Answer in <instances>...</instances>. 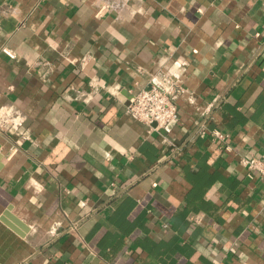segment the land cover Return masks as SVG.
<instances>
[{"label":"crops","instance_id":"1","mask_svg":"<svg viewBox=\"0 0 264 264\" xmlns=\"http://www.w3.org/2000/svg\"><path fill=\"white\" fill-rule=\"evenodd\" d=\"M103 2L0 0V264H264V0Z\"/></svg>","mask_w":264,"mask_h":264},{"label":"built area","instance_id":"2","mask_svg":"<svg viewBox=\"0 0 264 264\" xmlns=\"http://www.w3.org/2000/svg\"><path fill=\"white\" fill-rule=\"evenodd\" d=\"M129 0H104L102 6L96 14L107 9H118L125 5ZM2 51L10 58L15 57V53L9 47H2ZM83 56L81 60H84ZM184 88L178 84L154 85L139 89L132 94L127 103L128 112L138 121L152 125L153 127H162L178 118V109L175 102L178 93ZM91 92L85 95L90 98ZM22 119V115L16 110L7 109L0 111V128L12 130ZM211 135L216 139L224 141L228 134L218 129H212ZM239 162L247 169L250 174L254 171L260 177L264 178V150L259 156H241Z\"/></svg>","mask_w":264,"mask_h":264}]
</instances>
